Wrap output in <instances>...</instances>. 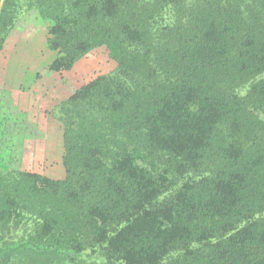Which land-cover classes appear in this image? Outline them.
<instances>
[{
  "label": "trees",
  "instance_id": "trees-1",
  "mask_svg": "<svg viewBox=\"0 0 264 264\" xmlns=\"http://www.w3.org/2000/svg\"><path fill=\"white\" fill-rule=\"evenodd\" d=\"M17 80L0 264H264V0H0Z\"/></svg>",
  "mask_w": 264,
  "mask_h": 264
},
{
  "label": "crops",
  "instance_id": "crops-1",
  "mask_svg": "<svg viewBox=\"0 0 264 264\" xmlns=\"http://www.w3.org/2000/svg\"><path fill=\"white\" fill-rule=\"evenodd\" d=\"M20 85H25V82L20 80L12 82L11 87L6 92L8 96L6 97L4 102L1 101L0 103H5L11 110H15L18 113L24 114L26 126L29 129L32 128L34 133L37 131V129L41 132L45 131V120H43L44 116L39 117L40 112L37 108L36 97L30 92V90L21 91L19 87ZM43 144L44 142L42 139L26 140V142L24 143L23 156L26 157L28 155V151L31 147H34L36 150V148L38 149V147L42 148Z\"/></svg>",
  "mask_w": 264,
  "mask_h": 264
},
{
  "label": "rangeland",
  "instance_id": "rangeland-1",
  "mask_svg": "<svg viewBox=\"0 0 264 264\" xmlns=\"http://www.w3.org/2000/svg\"><path fill=\"white\" fill-rule=\"evenodd\" d=\"M38 121V120H37ZM38 124V123H37ZM39 133V132H37ZM22 165L21 168L27 171H35L40 172L42 169V148L38 147V149L31 147L28 151V155L22 156Z\"/></svg>",
  "mask_w": 264,
  "mask_h": 264
}]
</instances>
